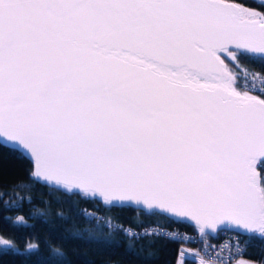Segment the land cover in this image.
<instances>
[{
  "label": "snow or ice",
  "instance_id": "1",
  "mask_svg": "<svg viewBox=\"0 0 264 264\" xmlns=\"http://www.w3.org/2000/svg\"><path fill=\"white\" fill-rule=\"evenodd\" d=\"M239 58L264 65V14L228 0H0V146L34 182L264 239V75ZM158 225L106 222L129 252L190 239Z\"/></svg>",
  "mask_w": 264,
  "mask_h": 264
},
{
  "label": "trees",
  "instance_id": "2",
  "mask_svg": "<svg viewBox=\"0 0 264 264\" xmlns=\"http://www.w3.org/2000/svg\"><path fill=\"white\" fill-rule=\"evenodd\" d=\"M233 1L264 14V7L255 0ZM224 58L231 68L230 59ZM239 59L244 67H255L264 72V65ZM32 171L29 159L21 158L18 151L0 146V236L16 246L15 249L0 251V264H175L181 244L193 245L161 237L154 238L151 248L147 241L140 240L136 242V251H126L128 238L119 228L106 226V218L127 227H140L157 221L187 229L197 227L185 221L171 222L162 216H153L149 211L129 204L103 205L97 198L78 191L42 181L34 182L30 178ZM86 212H97L104 218L88 216ZM19 217H23L25 223L19 222ZM28 243L37 244L39 250L29 251ZM140 244L145 245L142 252ZM53 248H60L66 258L52 255ZM149 251L155 256L146 259ZM244 256L264 264V239H251ZM184 261L195 264L189 256H185Z\"/></svg>",
  "mask_w": 264,
  "mask_h": 264
},
{
  "label": "built area",
  "instance_id": "3",
  "mask_svg": "<svg viewBox=\"0 0 264 264\" xmlns=\"http://www.w3.org/2000/svg\"><path fill=\"white\" fill-rule=\"evenodd\" d=\"M249 69L260 73L261 75H264V72L261 70L255 68V67H249ZM258 95V93H252ZM90 216H97L99 218H104L102 214H99L97 212H90ZM110 221L112 225H121L124 228H128L127 226H124L122 223L115 221L111 218H106V222ZM156 223H147L140 227H131L132 229L136 231H141L144 227L149 225H155ZM161 229L167 230L169 232H176L183 236L189 237L190 239H185V241L194 243L198 246L201 253L209 258L213 259L217 262H220L221 258H226L229 255V247L232 249V254L235 255V248L237 242L242 247H246L247 244H245L246 241H249L248 235H241L235 231H229V232H221L219 231L216 236H210L208 234H201L198 230H190L186 228H180L176 226H167L163 224L158 225ZM227 245L228 247L222 248V246ZM207 250V254H206ZM219 254V255H217Z\"/></svg>",
  "mask_w": 264,
  "mask_h": 264
},
{
  "label": "rangeland",
  "instance_id": "4",
  "mask_svg": "<svg viewBox=\"0 0 264 264\" xmlns=\"http://www.w3.org/2000/svg\"><path fill=\"white\" fill-rule=\"evenodd\" d=\"M182 249L185 251V256L192 257L195 260V264H199L200 259H204L207 262V264H220L217 261H214V260H211L209 258H206L205 256H203L201 254V252L199 251V249L196 246L191 245V244H187V243H182L181 244V247H180V250L178 252L175 264H178V261L180 259V251ZM241 260L245 261L246 264H261V263H258L256 260L251 259V258H249L247 256H244V255L242 257L237 256V258L235 260H233L231 262V264H239V262ZM183 264H186L185 261L183 262Z\"/></svg>",
  "mask_w": 264,
  "mask_h": 264
},
{
  "label": "water",
  "instance_id": "5",
  "mask_svg": "<svg viewBox=\"0 0 264 264\" xmlns=\"http://www.w3.org/2000/svg\"><path fill=\"white\" fill-rule=\"evenodd\" d=\"M228 2H230V3H237V2H235V1H233V0H228ZM226 53H221L220 55H221V58L222 59H224V55H225ZM224 61H225V63H226V60L224 59ZM227 64V63H226ZM262 98V97H261ZM32 162V161H31ZM32 167H33V163H32ZM258 171H259V168H258ZM42 181V180H41ZM42 182H44V181H42ZM45 183H47V184H49V185H51V186H56V187H60V188H63L62 186H57V185H54V184H52L51 182H45ZM71 191H78L79 192V190H71ZM95 198H97L103 205H115L117 202H113V204H106L104 201H103V199L102 198H98V197H95ZM125 204H129V205H132V206H135V207H138V208H141V206H136L135 204H133V203H131V202H125ZM142 209V208H141ZM143 210H146V211H149V210H147V209H143ZM174 220H177L176 218H174ZM180 221H184V220H180ZM185 222H187V223H190V224H192V225H194V226H196L195 225V223L194 222H192V221H185ZM197 228H198V226H196ZM199 230V229H198ZM219 229H217V231H218ZM217 231H216V233H217ZM205 233H211V230L210 229H206L205 230ZM216 233H213V234H210V235H216Z\"/></svg>",
  "mask_w": 264,
  "mask_h": 264
},
{
  "label": "flooded vegetation",
  "instance_id": "6",
  "mask_svg": "<svg viewBox=\"0 0 264 264\" xmlns=\"http://www.w3.org/2000/svg\"><path fill=\"white\" fill-rule=\"evenodd\" d=\"M227 58V54L224 55Z\"/></svg>",
  "mask_w": 264,
  "mask_h": 264
},
{
  "label": "crops",
  "instance_id": "7",
  "mask_svg": "<svg viewBox=\"0 0 264 264\" xmlns=\"http://www.w3.org/2000/svg\"><path fill=\"white\" fill-rule=\"evenodd\" d=\"M235 259H236V258H235ZM235 259H234V260H235Z\"/></svg>",
  "mask_w": 264,
  "mask_h": 264
}]
</instances>
